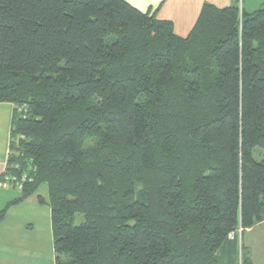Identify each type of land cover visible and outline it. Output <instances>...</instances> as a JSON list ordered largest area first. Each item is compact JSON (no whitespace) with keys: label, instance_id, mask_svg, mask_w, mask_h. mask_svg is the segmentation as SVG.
<instances>
[{"label":"trees","instance_id":"1","mask_svg":"<svg viewBox=\"0 0 264 264\" xmlns=\"http://www.w3.org/2000/svg\"><path fill=\"white\" fill-rule=\"evenodd\" d=\"M2 102L0 221L49 204L56 264H254L236 231L264 221V5L206 4L181 37L126 0H0Z\"/></svg>","mask_w":264,"mask_h":264},{"label":"crops","instance_id":"2","mask_svg":"<svg viewBox=\"0 0 264 264\" xmlns=\"http://www.w3.org/2000/svg\"><path fill=\"white\" fill-rule=\"evenodd\" d=\"M139 10H151L162 20H170L174 31L187 37L195 26L206 4L225 8L235 0H126ZM245 10L253 12L264 5V0H245ZM14 104L0 103V176L6 169L10 154L11 126ZM17 191L0 180V211L15 197L3 194ZM242 242L254 264H264V221L244 231ZM229 253V252H228ZM235 257V255H234ZM226 258L223 264H230ZM0 264H56L52 209L38 201L37 195L10 205L0 221Z\"/></svg>","mask_w":264,"mask_h":264},{"label":"rangeland","instance_id":"3","mask_svg":"<svg viewBox=\"0 0 264 264\" xmlns=\"http://www.w3.org/2000/svg\"><path fill=\"white\" fill-rule=\"evenodd\" d=\"M245 1V0H244ZM242 7H246V3L245 2H243V4H242ZM90 144H92V143H90ZM39 193L40 194H43V195H46L47 194V187L46 186H42V188L39 190ZM18 193H17V191H12V192H8V193H6V194H3L2 196H1V199L2 198H4L5 196H7L8 198H10V197H15L16 195H17ZM83 214H81V213H77L76 214V223L77 224H80L82 221H83ZM240 241V243H241V240H239ZM240 261H241V258H240Z\"/></svg>","mask_w":264,"mask_h":264},{"label":"built area","instance_id":"4","mask_svg":"<svg viewBox=\"0 0 264 264\" xmlns=\"http://www.w3.org/2000/svg\"><path fill=\"white\" fill-rule=\"evenodd\" d=\"M238 2H239V7L242 8V4H243L244 0H238ZM6 184H7V183H6ZM242 232H243V228H242V227H239V228L237 229V231H236V233H237L238 236H239V240H241ZM233 236H234V233L230 234V237H231V238H232ZM241 241H242V240H241ZM239 264H241V261H240Z\"/></svg>","mask_w":264,"mask_h":264}]
</instances>
